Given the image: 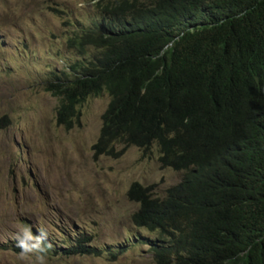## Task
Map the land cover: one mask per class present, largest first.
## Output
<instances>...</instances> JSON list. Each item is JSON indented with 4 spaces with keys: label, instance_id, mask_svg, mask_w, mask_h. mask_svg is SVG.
Masks as SVG:
<instances>
[{
    "label": "trees",
    "instance_id": "obj_1",
    "mask_svg": "<svg viewBox=\"0 0 264 264\" xmlns=\"http://www.w3.org/2000/svg\"><path fill=\"white\" fill-rule=\"evenodd\" d=\"M90 1L99 19L65 46L93 52L42 88L55 123L71 128L104 93L93 155L154 146L160 167L181 172L161 197L126 190L131 223L156 234L154 264H264V0ZM90 241L58 251L98 256Z\"/></svg>",
    "mask_w": 264,
    "mask_h": 264
},
{
    "label": "rangeland",
    "instance_id": "obj_2",
    "mask_svg": "<svg viewBox=\"0 0 264 264\" xmlns=\"http://www.w3.org/2000/svg\"><path fill=\"white\" fill-rule=\"evenodd\" d=\"M97 19L90 0H0V117L7 118L0 128V264H28L3 248L15 246L25 226L47 230V264H154L147 240L156 234L131 223L136 204L126 190L136 182L161 197L180 171L160 167L154 146L93 155L108 96L83 100L64 129L55 123V97L42 89L90 56L93 49L79 56L65 40ZM79 234L90 236L98 256L60 255Z\"/></svg>",
    "mask_w": 264,
    "mask_h": 264
},
{
    "label": "clouds",
    "instance_id": "obj_3",
    "mask_svg": "<svg viewBox=\"0 0 264 264\" xmlns=\"http://www.w3.org/2000/svg\"><path fill=\"white\" fill-rule=\"evenodd\" d=\"M15 241V246L20 249L18 257L21 261L28 264H47L46 256L51 244L48 242L46 229L38 228L33 233L30 226H25L16 233Z\"/></svg>",
    "mask_w": 264,
    "mask_h": 264
}]
</instances>
